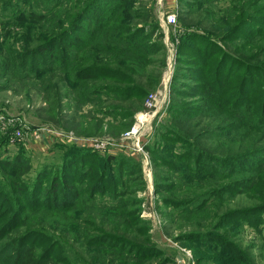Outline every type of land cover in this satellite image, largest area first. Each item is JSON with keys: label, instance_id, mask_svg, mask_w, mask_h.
<instances>
[{"label": "rangeland", "instance_id": "rangeland-1", "mask_svg": "<svg viewBox=\"0 0 264 264\" xmlns=\"http://www.w3.org/2000/svg\"><path fill=\"white\" fill-rule=\"evenodd\" d=\"M44 1L40 7L41 0L0 2V24L12 20L13 14L22 9L46 14ZM114 2L101 1L94 12V16L101 18L84 20L82 24L90 28L94 22L111 14L108 8ZM138 2L151 12L153 26L157 25L153 31L136 32L137 43L153 44V52L147 56L148 64L143 70L147 77L159 72L157 84L148 88L141 100L130 99L129 103L108 100L106 95H101L103 101L98 105L97 102H86L81 111H72L73 98L68 96V89L60 86V92L67 93L61 101L65 113L63 125L48 119L47 112L42 111L47 106L42 95L43 84L32 78L31 70H21V61L8 58L12 56L9 55L10 48L20 46L18 37L30 34L25 26L26 19L20 17L22 22L18 28H13L17 24L15 21L0 25V72L6 66L13 68L0 73V244L16 236L20 242L32 245L36 254L50 253L51 264L60 261L59 264H110V260L113 264H264V150H256L261 147L255 146L264 145V139L254 141L251 155L238 164L218 166L200 161L199 167L193 166L190 160L186 162L189 147L193 144L208 154L223 155L218 146L224 145L228 150L230 143H234V137L229 134L224 138L216 137L218 131L215 127L219 125L214 115L216 105L209 101L212 91L209 89L204 93L205 83L196 81L195 71L191 69H201L198 63L203 59L208 61V66H213L220 56L219 48L233 50L235 45L257 31L261 32L256 39L264 43V19H259L261 25L248 23L229 41L208 49L210 45L201 44L196 38L184 41L185 32L196 34L200 31L193 26L187 28L182 19L195 21L199 14L207 19L204 25L214 26L213 20L226 17L222 12L227 11L229 0H133L134 5L127 14L131 17L120 21L133 29L141 23L132 17L146 12L137 7ZM260 3L264 4V0ZM168 13L174 14L173 24H165L162 20ZM260 14L264 16V10ZM83 32L76 33L77 41L85 40L80 35ZM183 42L194 47L183 50ZM69 50L73 54L72 49ZM49 58L48 54L35 57L40 70L46 65H55L58 60V57L56 61ZM161 62L163 66L159 69ZM19 64L20 68L15 67ZM82 64L88 65L86 62ZM108 66L122 69L116 61ZM137 66L131 64L133 72H128L143 83L144 79H140L136 72ZM248 70L243 90L247 100L255 101L257 109L253 118L264 120V109L259 105L264 91L261 84L257 85L259 79L253 73V67ZM251 76H255V81L248 79ZM105 83L123 84L116 80H101L95 86ZM234 84L238 86V80ZM223 86L226 91L227 86ZM148 94L153 95L150 109L144 106ZM225 95L226 99L234 100L231 89ZM234 96L236 101L232 107L236 109L241 96L237 93ZM97 108H116L112 113L116 120L111 115L106 117L110 121L103 122L101 133H79L75 124L81 117L87 118L88 109ZM120 110L132 112L130 127L118 125L119 120L121 123L128 120L121 119ZM139 113H144L141 120L137 118ZM136 122L140 128L132 134L134 138L122 146L117 145L120 149L115 148L116 142ZM47 127L52 131L50 136L44 134L38 141L32 139L31 134L37 128ZM186 128L190 135L182 131ZM208 129L212 131L200 135ZM90 139L102 141L106 147L99 150L82 141ZM76 140H79L78 144L74 143ZM71 145L91 149L97 155L90 162L93 168L90 185L79 181L74 172L65 175L69 181L79 182L80 196L74 205L59 212L44 206H25L19 201L15 181H31L37 169L45 164L61 167L72 153L68 151ZM134 146H141V151H136ZM230 150L228 153L233 149ZM17 154L25 157L31 165L30 172L21 177L5 169L3 164ZM106 154L115 158L104 163ZM120 158L133 165L129 174L117 172ZM113 169L117 178L112 176ZM241 179L245 187L238 186ZM91 184L97 185L96 191L91 190ZM118 212L126 214L125 219H121L123 215ZM127 222L131 224V231L124 242H120L118 237L127 229ZM134 235L137 240L133 244L141 246V252L132 251L135 247L127 245ZM126 256L129 258L125 259Z\"/></svg>", "mask_w": 264, "mask_h": 264}, {"label": "trees", "instance_id": "trees-1", "mask_svg": "<svg viewBox=\"0 0 264 264\" xmlns=\"http://www.w3.org/2000/svg\"><path fill=\"white\" fill-rule=\"evenodd\" d=\"M3 1L10 0H0V2ZM101 1L104 0H45L43 6L47 7L48 12L46 14L27 12L22 9L17 11L16 14H13L14 18L12 20L1 22L4 25V23L8 24L9 22L15 21L18 25L15 24L13 28H18L22 22L19 20L21 19L20 17L26 19L25 21L27 23L25 26L30 30V34L27 36L20 35L21 37H18L21 40L20 46L14 48L15 50L10 48L9 55L12 54V56L8 58H12L16 62L21 61L23 68L20 64L15 67H21V70H31L33 74L32 78H35L43 84L42 95L44 100L47 101V106H44L42 111L47 112L48 119L58 125H63L65 121V113L62 112L63 106L61 101L67 94L66 92L63 94L60 92V86L68 89V96L70 95L73 98L72 111H81L80 108L86 102H97L96 105H98L100 101H103L101 95H106V99L108 100L129 101V103L130 99L141 100L146 94V90L155 87L159 80V72L147 77L143 70V67L148 64L146 62L147 56L153 52L151 50L153 44L136 42V32L153 31L156 28L157 25L153 26L152 24L153 17L151 12L144 8L143 3L138 2L137 7L145 9L146 12L141 16L135 15L132 17V19H137L138 24L141 23L139 27L133 29L120 22L122 19L131 17L127 16V14L130 12L131 5H134L133 0H114L115 4L110 5L111 7L109 6L108 8L111 14L106 15L102 20L94 22L92 27L87 28L82 24L84 20L91 21L101 18L94 16V12L97 11L95 6ZM262 1L229 0L227 11L222 12L226 17L213 20L215 24L214 26L210 25V27L203 24L207 19L201 18L199 14L195 16V21L183 18L182 20L185 21L187 28L193 26L194 28H199L200 31L196 34L192 31L185 32L183 34L184 41L196 38L201 44L210 45L208 49H211L215 45H219V43H224L235 37L242 32L243 27L248 23L261 25L259 19L261 21L264 19V16L260 14V11L264 10V4L260 3ZM42 2L43 0H41L39 7ZM61 3L62 6H60ZM262 29L264 31V26ZM81 30L84 32L80 35L85 40L77 41L76 33L78 31L81 32ZM260 32L257 31V34L252 33L254 34L253 36H249V33V37L235 45L233 50L225 51L219 48L220 56L213 66H208V61L203 59L198 63L201 69H191L192 72L193 70L195 71L193 75L195 80L205 83L204 93H208L209 89L212 91L209 95L211 97L209 101L213 105H216L214 115L219 125L215 127L218 131L215 134L216 137L224 138L228 134L234 137V143H230V149H233L231 153H228L230 149H224V145L218 146V149L224 153L223 155L208 154L198 149L195 144L190 146L187 155L189 158L186 157V162L189 163L190 160V162L194 163L192 164L193 166L200 167V161H209L218 166H228L233 163L238 164L245 157L251 155L253 152L251 146L255 145L254 141L259 142L260 139H264V128H261L264 126V120L253 118V112L257 109L254 103L255 101L247 100L248 98L243 90L244 82L247 80L246 78L249 73L248 69L249 67H253V73L259 79L257 85L261 84V89L264 91V43L256 39ZM72 36L74 40H70ZM182 45L184 47L183 50H190V48L194 47L193 44L186 45L185 42ZM56 46H58L57 50ZM180 48L182 46L179 44L178 49ZM69 49H72L73 54ZM44 53L49 55L51 61H56V57H58V60L55 62V65H46V68L40 70V66L36 64L37 60L35 57L38 58L41 55H46ZM121 60L124 61L122 62ZM113 61H116L122 69L109 67L108 65L113 63ZM83 62H86L88 65L82 66ZM227 62L229 66L227 65L226 67ZM131 64L139 65L137 66L139 68L136 72L140 79H144L143 83L135 80V77H132V74L128 72V70L131 73L133 72L130 68ZM162 66L163 63L161 62L158 68L160 69ZM10 67L6 66L5 70L0 73L4 71L9 72L13 69ZM238 69H241L240 73ZM248 79L255 81V76H251ZM101 80H116L123 84L112 85L105 83L101 84V86H95V83ZM236 80H238V86L234 84ZM223 85L227 86L226 91L231 89L234 95L237 93L241 96V100L238 102L239 108L234 109L232 107L236 101L234 95V100L226 99L228 94L226 97V91ZM50 92L52 94H49ZM259 105L264 109V98H262ZM204 108L208 110L207 106H204ZM241 108L243 109L241 110ZM116 110V108L109 110L102 108H97L96 110L88 109L85 114L87 118L81 117L82 119L75 124V127L81 134L95 135L101 133L103 122L110 121L106 117L109 115L114 117L112 113ZM120 112L122 113L121 119L128 120L125 123H121L119 120L118 125L121 128L130 127L132 124V112L123 110H120ZM116 130L119 129L116 128ZM182 131H185L189 135L191 134L188 128ZM209 131L212 130H204L200 135L203 136ZM178 141L182 140L179 139ZM255 146L261 147L256 150H264V145L259 144ZM144 147L148 150L147 146ZM70 150L72 153L68 154L64 163H61V167L54 168L53 164H45L37 169L31 181L24 179L15 181L19 201L25 206L26 204L31 207L44 206L55 211L58 210L59 212L72 207L80 196L78 189L79 182L69 181L65 175L74 172V174H78L79 181L90 185L89 183L93 179V168L90 162L97 155L91 149L88 150L85 147L71 145L68 147V151ZM114 158L112 154H106L104 163H108V161ZM3 164L5 169L18 177L29 173L31 170V165L28 160L21 154H17L3 161ZM132 166L130 165V161L120 158L117 161V172L120 174H129L133 169ZM111 171L112 176L117 178L114 169ZM243 181L241 179L238 182L239 187L244 186ZM96 186V184H91V190L96 191ZM113 196H116V194H113ZM117 208L119 206L115 209L117 210ZM118 213L123 215L121 219H125L127 216L124 213ZM127 225V229L118 237L120 238V242H124L123 239L131 231V224L127 222ZM7 236H10V234ZM135 240H137L136 235L132 236V240L127 241V245L128 247H135L132 251L139 250L141 252L142 247L133 244ZM134 257L137 256L135 255ZM128 258V256L125 257V259ZM51 263L52 258L50 253H41L38 255L32 245L20 242L16 236L0 244V264ZM110 264H113V260H110Z\"/></svg>", "mask_w": 264, "mask_h": 264}, {"label": "built area", "instance_id": "built-area-1", "mask_svg": "<svg viewBox=\"0 0 264 264\" xmlns=\"http://www.w3.org/2000/svg\"><path fill=\"white\" fill-rule=\"evenodd\" d=\"M162 20H163V22L165 24H173L175 22L174 14L173 13H168L167 15L163 16ZM151 98H153V95L152 94H148V96H147V98L145 100V103H144V106L147 109H150L151 106H152V104H151ZM143 115H144V113H139L138 116H137V118H139V120H141V119H143ZM139 128H140V125L137 122L134 123L131 126V128L122 135V137L120 138V140L118 142H116L115 148L126 144L129 139L134 138V136L132 134L137 133V131H138ZM51 133H52V131L48 127L47 128H43V129L37 128L31 134V137H32V139L34 141H38L40 138H42V136L44 134L50 136ZM77 141H79V140H76L74 143L78 144ZM82 141H83V143L85 145H88V146L93 147L95 149L102 150V148H105L106 147V145H104L106 143H104L102 141H99V140H92V139H90V140H82ZM117 145H119V146H117ZM117 149H120V148H117ZM134 149L136 151H141V146L140 147H135L134 146Z\"/></svg>", "mask_w": 264, "mask_h": 264}, {"label": "crops", "instance_id": "crops-1", "mask_svg": "<svg viewBox=\"0 0 264 264\" xmlns=\"http://www.w3.org/2000/svg\"><path fill=\"white\" fill-rule=\"evenodd\" d=\"M43 137H44V136H43ZM44 141H45V143H46V142H47V139H45Z\"/></svg>", "mask_w": 264, "mask_h": 264}]
</instances>
